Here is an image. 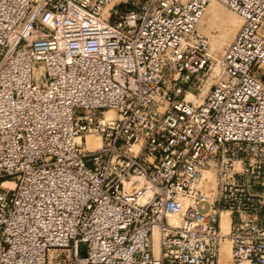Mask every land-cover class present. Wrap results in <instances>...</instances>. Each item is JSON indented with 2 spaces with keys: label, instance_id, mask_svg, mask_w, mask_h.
I'll use <instances>...</instances> for the list:
<instances>
[{
  "label": "built area",
  "instance_id": "1",
  "mask_svg": "<svg viewBox=\"0 0 264 264\" xmlns=\"http://www.w3.org/2000/svg\"><path fill=\"white\" fill-rule=\"evenodd\" d=\"M211 1L0 0V264H264V0L195 104Z\"/></svg>",
  "mask_w": 264,
  "mask_h": 264
},
{
  "label": "rangeland",
  "instance_id": "2",
  "mask_svg": "<svg viewBox=\"0 0 264 264\" xmlns=\"http://www.w3.org/2000/svg\"><path fill=\"white\" fill-rule=\"evenodd\" d=\"M213 2H215V6L217 8L216 13L212 15L207 14L205 11L196 29L198 35L202 37L207 43L208 53H210L209 61L211 64V69L207 72V75L202 79L200 90L197 91L192 88H189L190 93L186 94V101L195 104H200L202 102L204 97L207 95L209 89L217 81L221 73L220 61L222 55L241 24L239 17L235 13L226 9L221 3L217 1H212L211 3ZM232 22H234L235 24H233ZM229 23H232V27L234 25L235 29L231 34V38L228 41L223 42L221 37L224 32L223 29L226 28V25H228ZM180 84L184 88L187 86V82H185L184 80H182ZM191 87H193V85H191ZM194 87H197V85H194ZM210 175L212 176L211 173ZM211 182H213L212 179ZM178 202L182 204L183 201ZM223 215L229 217L228 214Z\"/></svg>",
  "mask_w": 264,
  "mask_h": 264
},
{
  "label": "bare ground",
  "instance_id": "3",
  "mask_svg": "<svg viewBox=\"0 0 264 264\" xmlns=\"http://www.w3.org/2000/svg\"><path fill=\"white\" fill-rule=\"evenodd\" d=\"M212 1H217V0H212ZM211 1V2H212ZM210 2V3H211ZM218 2V1H217ZM220 3V2H219ZM216 10H217V8H216V6H215V2H213V3H211V4H209L207 7H206V9H205V11H206V13L207 14H215L216 13ZM205 13V12H204ZM204 15V14H203ZM203 17V16H202ZM202 19V18H201ZM201 19H200V21H201ZM239 20L241 21V19L239 18ZM200 21L198 22V24L200 23ZM233 24H235L234 22H232ZM232 23L230 24H228V25H226V28H224L223 30H224V32H223V35L221 36L222 37V41L223 42H226V41H228L230 38H231V34H232V32L234 31V29H235V27H234V25H233V27H232ZM198 24H197V26H198ZM241 24H242V21H241ZM241 24H240V26H239V28L241 27ZM197 26H196V29H197ZM239 30V29H238ZM237 30V31H238ZM237 31H236V33H237ZM196 33H197V31H196ZM235 33V34H236ZM198 34V33H197ZM235 34H234V36H235ZM234 36H233V38H234ZM233 38H232V40H233ZM232 40L230 41V43L232 42ZM229 43V44H230ZM228 44V45H229ZM227 45V46H228ZM207 56L208 57H210V53H208V49H207ZM221 62V61H220ZM188 93H190V92H188ZM106 117H107V119L109 120V121H113V120H115L116 119V115L115 114H113V112H112V114H111V112H108V113H106ZM97 144L99 143L98 141L96 142ZM97 144H96V146H94V147H97ZM204 182H203V187H204V189H205V192L207 193V195L208 196H211V194H212V191H213V188H214V182H211V179L213 180V176H211L210 175V173L208 174V173H206V174H204ZM5 186H9V184H5ZM209 193V194H208ZM183 201V200H182ZM186 206H187V202L186 201H183L182 202V204L180 203V202H178V201H176V202H173V203H171L169 206H168V212H167V215H168V217L170 218V222L174 225V226H180L181 225V221H182V215H183V212H184V210H185V208H186ZM228 226H229V220H228V217L226 216V215H222V217H221V228H222V230L224 231V232H227L228 231ZM224 249H225V255L226 256H228L229 255V248H228V245L226 244L225 246H224Z\"/></svg>",
  "mask_w": 264,
  "mask_h": 264
},
{
  "label": "water",
  "instance_id": "4",
  "mask_svg": "<svg viewBox=\"0 0 264 264\" xmlns=\"http://www.w3.org/2000/svg\"><path fill=\"white\" fill-rule=\"evenodd\" d=\"M78 255L80 257H85L86 256V244L85 243H80L78 246Z\"/></svg>",
  "mask_w": 264,
  "mask_h": 264
}]
</instances>
